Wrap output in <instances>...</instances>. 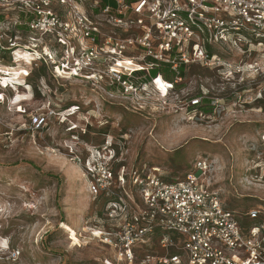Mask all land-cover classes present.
I'll use <instances>...</instances> for the list:
<instances>
[{
    "label": "rangeland",
    "instance_id": "obj_1",
    "mask_svg": "<svg viewBox=\"0 0 264 264\" xmlns=\"http://www.w3.org/2000/svg\"><path fill=\"white\" fill-rule=\"evenodd\" d=\"M15 21L0 13V264H117L115 248L91 233L107 224L106 200L88 192L77 159H91L87 149L114 150L127 171L156 166L173 180L203 160V181L240 222L264 208V82L253 81L256 73L224 84L218 72L186 65L173 89L147 71L134 75L133 89L108 88L63 74V58L43 47L48 40ZM229 46L222 50L235 61L241 52ZM37 115L46 117L38 129ZM158 242L142 250L163 254ZM10 251L20 252L16 260Z\"/></svg>",
    "mask_w": 264,
    "mask_h": 264
},
{
    "label": "built area",
    "instance_id": "obj_2",
    "mask_svg": "<svg viewBox=\"0 0 264 264\" xmlns=\"http://www.w3.org/2000/svg\"><path fill=\"white\" fill-rule=\"evenodd\" d=\"M6 12L48 40L43 47L49 57L63 58V74L108 88L133 89L135 74L159 65L177 76L183 65L225 76L240 67L223 47L232 43L242 53L239 35L249 48L264 46V0H0V13ZM120 30L128 35L118 36ZM45 123L46 117L37 115L31 125L38 129ZM87 150L91 159H77L85 166L88 192L106 200V216L116 225L91 233L115 248L117 264L136 259L138 264H264V208L247 212L248 225L240 222L239 213L203 181L206 161L199 160L183 180H173L156 166L127 171L114 150ZM152 239L159 240L163 254L156 247L142 250ZM19 255L10 251L8 259Z\"/></svg>",
    "mask_w": 264,
    "mask_h": 264
},
{
    "label": "flooded vegetation",
    "instance_id": "obj_3",
    "mask_svg": "<svg viewBox=\"0 0 264 264\" xmlns=\"http://www.w3.org/2000/svg\"><path fill=\"white\" fill-rule=\"evenodd\" d=\"M232 62L235 67H240V71L227 73L224 76L226 79L224 84H232L233 82L238 84L245 83L249 72L256 73L253 78L254 82H260L259 80L264 82V46L258 47L257 49L249 48L247 46V48L239 55L238 59ZM241 86L244 87V84ZM256 100L257 102H261V98L259 97H257Z\"/></svg>",
    "mask_w": 264,
    "mask_h": 264
},
{
    "label": "trees",
    "instance_id": "obj_4",
    "mask_svg": "<svg viewBox=\"0 0 264 264\" xmlns=\"http://www.w3.org/2000/svg\"><path fill=\"white\" fill-rule=\"evenodd\" d=\"M13 23H14L13 24L14 27H16L18 30L22 29L23 31L28 32V28H27V26L24 23H15V22H13ZM16 34H17V32H16ZM15 37H17V36L15 35ZM55 47H57V46H52V49H54ZM184 68H185V66H182L180 68V75H182V76H183V73H184ZM150 75L153 78L162 77L164 80H166V81H168L170 83H174V81H175L174 80L175 72H173L171 70L170 66L159 65V66H157L156 68H154V69H152L150 71ZM207 110H209V109H205V111H207ZM99 218L102 219L101 214H99ZM104 222H107V224L106 225H103V224L102 225H98V224H96L97 225L96 227L100 228L101 230H106V231H113L115 229L116 225H115L114 221L109 220L107 218V216H106V221L104 220Z\"/></svg>",
    "mask_w": 264,
    "mask_h": 264
},
{
    "label": "bare ground",
    "instance_id": "obj_5",
    "mask_svg": "<svg viewBox=\"0 0 264 264\" xmlns=\"http://www.w3.org/2000/svg\"><path fill=\"white\" fill-rule=\"evenodd\" d=\"M3 77H4V76H3ZM11 83H12V82H11ZM94 231H95L96 233H98V235L100 234V233H99V230H94Z\"/></svg>",
    "mask_w": 264,
    "mask_h": 264
}]
</instances>
